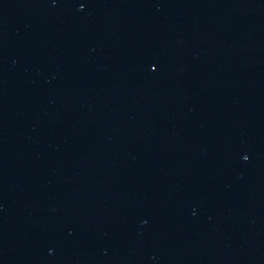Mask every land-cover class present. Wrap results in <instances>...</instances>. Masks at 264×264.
<instances>
[{
  "label": "water",
  "instance_id": "1",
  "mask_svg": "<svg viewBox=\"0 0 264 264\" xmlns=\"http://www.w3.org/2000/svg\"><path fill=\"white\" fill-rule=\"evenodd\" d=\"M0 264H264V0H0Z\"/></svg>",
  "mask_w": 264,
  "mask_h": 264
}]
</instances>
